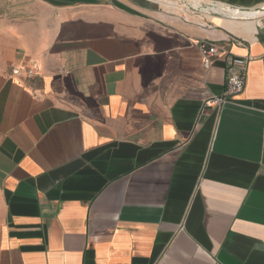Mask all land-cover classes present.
Returning a JSON list of instances; mask_svg holds the SVG:
<instances>
[{"label": "crops", "instance_id": "1", "mask_svg": "<svg viewBox=\"0 0 264 264\" xmlns=\"http://www.w3.org/2000/svg\"><path fill=\"white\" fill-rule=\"evenodd\" d=\"M25 1L0 17V264H264V0ZM228 55L245 88L206 106Z\"/></svg>", "mask_w": 264, "mask_h": 264}, {"label": "built area", "instance_id": "2", "mask_svg": "<svg viewBox=\"0 0 264 264\" xmlns=\"http://www.w3.org/2000/svg\"><path fill=\"white\" fill-rule=\"evenodd\" d=\"M205 2V1H203ZM208 12L211 15L222 14L224 10L223 6L219 3L208 0ZM202 8V7H200ZM186 13L188 15H196L198 9L192 7L191 5L185 7ZM196 48L201 53L203 57V67L209 69L211 66L210 58L219 52L217 46L212 43L205 41L196 42ZM248 59L238 58L234 55H228L225 61V84L224 92L222 95L213 96L205 104L206 106H214L215 108L222 107L224 104L228 103L233 97L240 95L245 88L246 79V69H247ZM37 73L36 69H24L18 67H11L10 74L12 76H19L24 74L28 77H32Z\"/></svg>", "mask_w": 264, "mask_h": 264}, {"label": "rangeland", "instance_id": "3", "mask_svg": "<svg viewBox=\"0 0 264 264\" xmlns=\"http://www.w3.org/2000/svg\"><path fill=\"white\" fill-rule=\"evenodd\" d=\"M198 5L201 6L205 2H201ZM207 2V1H206ZM189 5L193 6L194 1H188ZM208 3V2H207ZM29 6L25 0H0V17L15 16L23 17L26 7ZM203 8V7H202ZM194 16V15H193Z\"/></svg>", "mask_w": 264, "mask_h": 264}, {"label": "bare ground", "instance_id": "4", "mask_svg": "<svg viewBox=\"0 0 264 264\" xmlns=\"http://www.w3.org/2000/svg\"><path fill=\"white\" fill-rule=\"evenodd\" d=\"M152 1V0H151ZM164 1V0H163ZM189 1H194L195 3L193 4V7L195 8V7H197L198 6V2L197 1H199V4H200V1L202 2V1H207V0H189ZM158 3V2H157ZM160 5V4H159ZM166 5H167V3H166ZM168 5H171L175 10H178V12H179V10H183L184 11V9H183V6L182 7H180L179 5H178V3L177 2H172V3H169ZM189 5V4H188ZM163 6V5H162ZM165 7V6H164ZM186 11V10H185ZM202 11V10H201ZM169 12V11H168ZM173 12H176V11H173ZM203 12V11H202ZM223 14H229V15H231V14H234L235 13V9H231V8H229V7H224V10H222L221 11ZM177 13V12H176ZM197 13H198V11H197ZM205 13V12H204ZM253 13H255V12H248V13H246V15H244V16H250V15H252ZM200 14H202V13H200ZM183 15V14H182ZM214 16V15H213ZM239 16V15H238ZM203 17V16H202ZM230 17V16H229Z\"/></svg>", "mask_w": 264, "mask_h": 264}]
</instances>
